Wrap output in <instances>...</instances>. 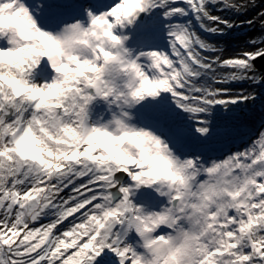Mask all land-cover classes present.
I'll use <instances>...</instances> for the list:
<instances>
[{
  "label": "snow or ice",
  "instance_id": "snow-or-ice-1",
  "mask_svg": "<svg viewBox=\"0 0 264 264\" xmlns=\"http://www.w3.org/2000/svg\"><path fill=\"white\" fill-rule=\"evenodd\" d=\"M66 3L0 0V264H98L106 249L120 264H264V127L210 156L184 151L176 120L207 141L218 111L256 100L233 85H264V39L222 58L201 35L251 26L223 13L243 15L254 0H84L70 21L41 23ZM159 26L165 46H130L129 28ZM44 58L57 75L38 83ZM97 98L115 106L108 123L90 122ZM140 106L167 134L135 123ZM141 188L166 206H138Z\"/></svg>",
  "mask_w": 264,
  "mask_h": 264
},
{
  "label": "rangeland",
  "instance_id": "rangeland-1",
  "mask_svg": "<svg viewBox=\"0 0 264 264\" xmlns=\"http://www.w3.org/2000/svg\"><path fill=\"white\" fill-rule=\"evenodd\" d=\"M234 2L237 3H245L247 0H234ZM255 6L254 7H249V9L246 11L245 14L243 15H233L232 13H223V15L228 16L229 18L233 19L234 21H239V20H249V19H254L255 23L249 26L248 24H245L243 27L237 26L236 28H233L231 30L227 31L226 35L223 36H211V37H206L204 33L202 32L201 35L204 36L206 39H208L210 42L216 43L223 51H222V57L227 58L230 56H235L237 53H240L242 51H251L254 50L255 47L259 46V41L264 39V27L261 26L260 21L264 19V15H260V13H264V0H254ZM73 17H61L56 20V23L59 24L62 20H71ZM255 40L257 41L256 45H253L250 43V41ZM133 44L132 46H140L142 45L141 43H146L145 46H152L154 44H159L155 43L151 38H147L145 40L143 39H134L132 40ZM160 46V44H159ZM259 74H264L260 70H258ZM54 77L49 76V79L46 80L45 82H51V80ZM234 88H244L248 91H254L256 95L261 96L264 99V85H251L248 83L245 84H236L233 85ZM93 103L89 105L90 106ZM242 109H247V110H253L254 109V102L251 104L247 103L246 105L239 107V108H234L231 112L229 113H223V112H217L216 115V124L214 125V129H220V128H236L239 126L240 122H243L246 124V121L249 123H256L252 122L248 117L244 118L241 115V110ZM260 117L264 118V115H259ZM258 116V117H259ZM248 125V124H246ZM148 127H158L156 124H146ZM133 199L136 200H143L142 197V188L139 190H136ZM72 218H70L71 220ZM41 223H47V220L41 221ZM68 221L65 222L61 228L63 229L64 227H67ZM131 243V242H130Z\"/></svg>",
  "mask_w": 264,
  "mask_h": 264
},
{
  "label": "bare ground",
  "instance_id": "bare-ground-1",
  "mask_svg": "<svg viewBox=\"0 0 264 264\" xmlns=\"http://www.w3.org/2000/svg\"><path fill=\"white\" fill-rule=\"evenodd\" d=\"M58 20V19H57ZM45 27H48V28H54V27H56L58 24L56 23V20H52L51 22H48V21H44V22H41ZM129 32H131V31H129ZM132 35H134V39H137L136 38V33H134V34H132ZM133 39V40H134ZM131 43H133V41H131ZM133 44H130V46H132ZM38 69V67L35 69V71ZM40 73V72H39ZM39 73H37V75L35 76L34 75V79L36 80V82H38V80H39V77L41 76V74H39ZM39 75V76H38ZM39 83V82H38ZM100 104L99 103H96V102H93V104L90 106V112L92 113V122H93V124H95V123H97V122H99V123H101V124H104V123H108V121L109 120H111L112 119V117H113V111H115V110H112V112L108 115V116H104L103 114H102V112L100 111ZM136 111H137V109L135 110V115H136V121H135V123H137V124H139V125H141V126H145L144 125V123H145V121H144V119L142 118V117H140V116H138L137 114H136ZM186 123H188V121H186ZM192 124V123H191ZM190 124V125H191ZM246 124H248V125H252V123L250 124L248 121H246ZM195 126V125H194ZM193 126V127H194ZM252 126H254V125H252ZM197 140L199 141V142H201L202 140L200 139V138H197ZM211 145H215L214 143H211ZM136 204L138 205V206H144V207H146V208H148L150 211H159L161 208H163V206H160V205H156L155 207H150L148 204H146L145 202H144V200L143 201H136ZM130 239H132V235L130 236ZM129 239V240H130ZM98 264H101L100 262H98Z\"/></svg>",
  "mask_w": 264,
  "mask_h": 264
},
{
  "label": "clouds",
  "instance_id": "clouds-1",
  "mask_svg": "<svg viewBox=\"0 0 264 264\" xmlns=\"http://www.w3.org/2000/svg\"><path fill=\"white\" fill-rule=\"evenodd\" d=\"M80 51L81 54L83 53V49L80 48V46H76L75 48H73L72 46H69L68 48V52L69 54H71L72 51ZM169 255V250L167 248H164L161 252V256L162 257H167ZM189 264H191V262H189Z\"/></svg>",
  "mask_w": 264,
  "mask_h": 264
},
{
  "label": "water",
  "instance_id": "water-1",
  "mask_svg": "<svg viewBox=\"0 0 264 264\" xmlns=\"http://www.w3.org/2000/svg\"><path fill=\"white\" fill-rule=\"evenodd\" d=\"M257 65L259 66V68H261V70H264V59H260L257 62Z\"/></svg>",
  "mask_w": 264,
  "mask_h": 264
},
{
  "label": "trees",
  "instance_id": "trees-1",
  "mask_svg": "<svg viewBox=\"0 0 264 264\" xmlns=\"http://www.w3.org/2000/svg\"><path fill=\"white\" fill-rule=\"evenodd\" d=\"M38 82L41 83V80H39Z\"/></svg>",
  "mask_w": 264,
  "mask_h": 264
}]
</instances>
